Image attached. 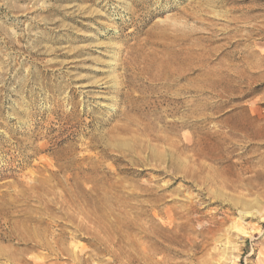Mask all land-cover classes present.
Here are the masks:
<instances>
[{"label":"rangeland","instance_id":"1","mask_svg":"<svg viewBox=\"0 0 264 264\" xmlns=\"http://www.w3.org/2000/svg\"><path fill=\"white\" fill-rule=\"evenodd\" d=\"M0 264H264V0H0Z\"/></svg>","mask_w":264,"mask_h":264}]
</instances>
